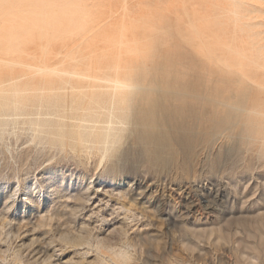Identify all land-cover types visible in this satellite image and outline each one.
Segmentation results:
<instances>
[{"label":"rangeland","instance_id":"374dc122","mask_svg":"<svg viewBox=\"0 0 264 264\" xmlns=\"http://www.w3.org/2000/svg\"><path fill=\"white\" fill-rule=\"evenodd\" d=\"M96 1L99 5L94 12V25L86 28V35L91 37L99 35L102 32L101 28L98 29L99 24L111 28L113 30L112 37L117 42L122 41L127 44L123 46L120 55L125 56L128 68H135L138 64H142L144 68L147 65L148 67L142 69L143 74L147 73V76H150L161 73L160 75L166 76L167 80V78L173 79L177 72L175 70L184 66H187L184 67L185 70L183 69L185 73L194 76L200 72V69L205 72L203 69L206 65L214 66L213 60L215 66L216 63L222 62L213 69L220 75L223 74L221 71H227L224 73L231 79L236 77L233 79L236 84L238 83L234 88L235 96L230 100V102H235L236 108L232 110V117L230 123L228 122L225 127L226 130L222 129L223 131L221 130L217 134V138L213 139L216 141H212L213 144L210 143L205 149L206 151L199 157L195 179L197 185L204 189L203 192L200 188L201 192L191 191L190 194L178 189V181L175 182V180L179 178H176L173 173L168 172L160 175L148 166V162L145 161L147 160L146 153L141 150L135 140L137 134L133 138L134 133L127 135L129 139L125 138L126 144L123 141L124 144L122 143L123 145L121 144L120 147L123 155L120 157L109 156L110 158L107 156L109 161L107 157H102V154L100 157V153L96 151L89 153L96 152L94 155L97 154V157L89 154L86 149H80V151L82 150L80 152L78 147L76 152L69 142H66L65 145L55 146L47 141H43V143L37 141L33 129L29 128L28 124L23 125L22 123L30 118L36 119L43 116L45 114L43 110L49 113L51 109L47 110L46 104H43L44 109L42 105L38 104L36 112L32 110L35 112L33 113L35 116L41 106L39 109L42 110V114L38 111L41 115H36L34 118L28 114L31 112L28 110L35 108L33 107L35 104H29L30 106L25 110L27 113L24 111L22 115H14L15 117L12 115L15 119L10 117L11 115L7 112L3 113L5 111L0 108L2 112H0V122L2 123L3 117V120L9 117L8 128L6 127L8 130L4 132V129L0 128L3 130L2 135L0 130V264H56V262L63 264V260L65 262L70 260L71 263L72 259L74 262L76 261L75 264H105L103 260L112 264V259L118 260L116 253L123 248L126 240L134 243V247L131 248L129 264H264V47L262 46L264 43V0ZM42 2L41 0L20 2L21 9L35 3V7H33L37 13L39 10L41 15H33L34 12L30 16L31 11H26L27 8L23 9L26 12L23 11L20 16L19 10L16 15L10 10L8 20L12 21V25L16 22L23 24V21L29 20L24 22L26 25H18L19 28H13L18 32L11 30L13 32L11 34V31L7 29L12 28L11 23L0 19L2 27L0 30L5 27L3 32L9 33H5L0 39V99H3L4 102L6 98L9 99L12 96L15 90L20 93L25 92L26 89L28 92H40L44 86L45 76L42 69L49 56L46 46H44L46 37L44 38L43 34L46 32L42 33L41 31V28L43 30L46 27L45 3ZM28 10L33 12L32 7ZM0 11L3 12L1 8ZM1 12L0 14H2ZM23 14H25L24 16L28 15L30 19H24ZM97 14L99 15L96 16ZM12 19H15L16 22L13 23ZM63 25L69 26V22L65 24L63 22ZM13 37L15 38L13 39ZM55 39L50 41L56 44L59 40L55 42ZM230 41L235 43L236 48L240 51L233 49V51L227 52V56L247 60V63L251 60H257L259 63L256 65L252 61L253 63H250L253 65L233 68L229 72L227 67L225 68V62L217 58L220 51L210 53L207 51L208 49L203 48L207 44H226ZM102 46L95 47V50H101ZM127 46L129 52L125 51V48L128 49ZM198 46L201 47L198 51L202 57H199L195 51ZM76 49L72 50L70 47L65 52V56L51 59V65H54L53 67H56L57 70L75 69L73 59L76 57L74 56L78 52H81L80 56L82 55V50L78 48L77 52ZM192 57L193 62L189 61ZM164 58L166 59L164 60ZM160 61L164 64L161 71L158 67ZM173 67L174 69H172ZM147 69L149 71L144 72ZM130 79L133 82H146L142 80L143 78L135 75ZM162 79L165 80V77ZM258 81H262V84H258ZM219 85L224 86L221 83ZM8 95L9 97H7ZM26 100L29 102V99L24 101ZM238 106L242 109H237ZM79 111L75 112L76 114L74 111L62 112V118L53 111L56 116L47 113L48 115L43 117L52 118L56 128L60 125L61 130H69L74 128L73 126H78L80 121L81 124L88 123L89 118H92L84 117L86 111L84 114L82 113L84 110ZM74 116L78 117L75 118L76 122L79 118L82 119L75 123L73 122ZM22 117L25 118L24 122ZM237 117L239 120L236 119ZM85 118H87V122ZM100 118L95 125H105L104 121L107 118L102 116L101 119L106 118L102 120L103 122ZM56 119H59V122L65 120L61 123L67 122V126L63 127ZM95 119L97 120V118ZM99 120L100 123H98ZM259 120L260 125L256 124V122L259 123ZM252 122L254 125L251 128L252 125L247 123L253 124ZM1 123L0 126H3ZM53 125L51 131L57 132L59 128L57 130ZM245 126H247L246 129H243ZM224 133H226L225 137ZM229 144H232V147ZM198 171L200 172L198 173ZM212 180H215L217 185ZM130 184L132 187H128ZM127 189L128 191H126ZM131 189L132 191H130ZM39 190H42V194L39 193ZM133 190L136 196L133 194ZM15 191L16 197L13 195ZM193 192L195 193L193 194ZM147 194L151 197H148ZM186 194L188 197L184 198L183 196ZM27 197H30L31 200L26 201ZM142 200L148 204H142ZM190 201L198 205H194L193 208ZM213 202L217 209L215 218L217 220L220 218L218 221L215 218L213 220L205 218L206 207ZM191 214L192 217H190ZM178 217L179 219H177ZM126 218L129 220L127 221ZM185 220L188 224L185 223ZM82 225L89 226L90 235H92L89 247L82 245L77 248L59 238L64 233H74V235L79 233ZM120 225L123 226L120 227ZM122 228H128V235L121 232ZM213 229L214 232L209 234L208 232ZM194 231L198 234L192 236ZM119 232L123 238L120 237ZM99 240H103L107 247L98 244ZM55 247L57 250L54 249ZM95 256L96 258H94ZM73 261L71 264H74Z\"/></svg>","mask_w":264,"mask_h":264},{"label":"bare ground","instance_id":"6f19581e","mask_svg":"<svg viewBox=\"0 0 264 264\" xmlns=\"http://www.w3.org/2000/svg\"><path fill=\"white\" fill-rule=\"evenodd\" d=\"M11 1L12 0H0V8L3 11V12L0 11L2 13V14H0L1 15L0 19H4V21H9L8 15H9V12H11L10 10H12L13 13H15V15H16V13H18V10H19L20 11L19 16L24 11L23 10L24 8H27L26 11H31V14H29L30 16L34 12L35 13L33 15L40 14L39 10L37 13L36 9L34 8L35 3L32 6L23 7L21 9L20 8L21 7L20 2L23 0H13L12 2ZM42 1L43 0H41V2ZM43 2L45 3V5L43 4L45 8L43 6H42V8H44V13H45V17H46L45 18L46 27L44 25L45 29H43L44 30L43 31L41 28V31H42V33L46 32V34H43L44 35L43 37L44 38L46 37V39H45L46 44H44V46H46L47 55L49 56L48 59H46L45 65L43 66V69H42L43 74L45 76V78L43 76V78L45 79L44 86H43V88H41L40 92H28L27 91L28 89H26L25 90L26 93L25 92L20 93V91L15 90V91H13V94L9 99L6 97H5L6 99L4 98L5 102L3 99H2L3 102L0 99V108L2 111H5L3 113L6 114V112H7L9 115H11L10 117H12V115L13 116L14 115L19 116L20 114L22 115L23 112L30 106L29 104H33V105L35 104L36 106L35 105L33 106L35 108H31L32 107V105H31V107H30L31 110L30 109L28 110V111H31V112H28V114L34 118L36 115L39 116L42 114V112H41L42 110L40 111V109H39L41 107L40 106L38 108V111H40L41 114L37 111V114L35 116H33L34 115L33 113H35L37 110V107H38L37 105L39 104V105H42V107H43V104H46L48 107L47 110H49V109L52 110V112H51V110H49V113H51V114H53L54 112H55V114L58 113L60 115V117L62 118V116H63L62 112L65 113V111H68V112L74 111V113H75L77 110L79 111L82 109V110H84V112L82 111L83 114L86 111V113L84 114V117L89 116L92 118L91 119L89 118L88 123L81 124V121H80L78 126L77 125L73 126L74 128H71L69 130H67L66 128H64L66 130H63V129L61 130L59 128L60 125L57 126L59 128V130H58V128H56V126L53 125V123H55V122H52L53 121L52 118L47 119L48 116L43 117L44 115H46L48 113V112L46 113V110H43V113H45V114H43V116L41 115L43 118L40 116L42 119L37 116L38 118H36V119L30 118V120L27 119V121L25 123H22V124L23 125L28 124L27 126H29V128H31V129H33L32 131H34V136H35V139L37 141H40L42 143H43V141H47L49 143L55 144V146L65 145L66 142H69V144L72 146V148L73 147L75 148L76 152H77L76 148L78 147L79 151H80V149H82V150L86 149V150H88V153L90 151L99 152L100 157H101V154H102V157H107V156L108 157L109 156L120 157V156H122L123 152L120 150V147H121V144L123 143V141L125 140V138L129 139V137H127V135L129 136V134L131 135L134 133L135 135H132V138H133V136H136V134H137V137H136L137 139H135V140H137V144L141 148V150H143L146 153V159L147 160H145V161H146V163L148 162V166L151 169L156 170L160 175L163 173H168V172L173 173V175L176 178H179L178 180H175V182L178 181V183H177L178 189L183 190L182 192L185 191L186 193L190 194L191 191H200L201 189H202L201 191L203 192L204 189L197 185L196 179H195L196 169L199 166L198 160H199L200 155L203 154L204 151H206L205 149L209 146V144L213 141V139L217 136V134L227 126L228 122L230 121V119L232 117V110L236 108V106H235L236 104H234L235 102L234 103L230 102V100L235 96V89L234 88H235V85H237L238 83L236 84L233 81V79H235L236 77L231 79L230 77L226 76V73H224V72H227V71H221V72H223V74L221 73L222 75L218 74L217 73L218 71H214V69H213L214 67L217 68L216 66L218 64H220V63L222 64V62H218V63H216V66H215L214 60H213L214 66H212V65L207 66L206 65V67H204V69H203V70H205V72H202V69H200V72H198L197 75L194 74V76H189V75H187V73H185L184 67H187V66H184L179 70L177 69L179 67H177L176 68L177 70H175V72L176 71L177 72L176 73L174 72L175 74H174L173 79L167 78V80H166V76H164L165 80H163L162 78H164V77H162L163 75L162 76L160 75L161 73L160 74L159 73L158 74H152L150 76H147L148 74L146 73V75H145V74H143V71H142V69H145V67L147 65L144 66V68H143L142 64H140V65L138 64V66H136L135 68H128L125 56H122V54L120 55V52H121L123 46H126L127 44H125L122 41L117 42L114 39V37H112V31L113 30L111 28H109L108 26H105V25L101 26V24H99L100 26L98 25L99 26L98 29H100V28L102 29L101 30L102 32L99 35H97L96 37H91L89 35H86L87 34L86 28H90L94 25V12L98 7L97 5H99L96 0H45ZM36 6L38 7V9H40V7L37 4H36ZM30 7H32L33 12H32V10H28V8L30 9ZM125 7H126V4H125ZM26 11H24V12H26ZM24 15L25 14H23L22 17ZM42 15H44V14H42ZM98 15L99 14H97L96 16H98ZM26 16H24L23 18L24 19H26V18L30 19V18H28V15H26ZM16 17L18 18V16H16ZM22 17H19V18H22ZM41 17H43V16H41ZM42 19H44V17ZM95 19L97 20L98 18H95ZM12 20H13V23L16 22V21H14L15 19H12ZM20 21H23V20H20ZM25 21H29V20H25ZM25 21H23V24H22V22H20L21 24H19V22H16V24L17 23L18 24L17 25L13 24V25H15V27H13L12 21L10 20L9 22L11 23L10 25H12V28L11 29L7 28V29L9 31L13 30V32H15L17 30L16 29L14 31V29L16 27L19 28L20 25L21 26L26 25L24 23ZM39 22L41 25V18H40ZM44 22H42V23L44 24ZM63 22H64V24L66 22H69V26H64ZM26 23H28V22H26ZM10 25H8V26L11 27ZM62 26H64V27H62ZM3 30H5V27H4V29L0 30V39L2 38V36L5 33H7V32L4 33ZM13 32L11 31V34ZM17 32H18V30H17ZM7 34H9V33H7ZM14 35H15V33H14ZM66 36H68V37H66ZM15 37H13V39ZM51 38L52 39L56 38L55 42H58V40H59V42L54 44L52 41H50V40H52ZM66 38H69V39L67 40ZM10 41H8V42H10ZM11 43L13 44L12 41H11ZM49 45H51V46L49 47ZM100 45H103L101 47V50H98V49L95 50V47H98ZM236 46L237 45L235 43H232L230 41L229 43H226V44L225 43L215 44V45L207 44V45L203 46V48L208 49L207 51L210 53L220 51V54L218 55L219 57H217V56L216 57L219 58V60L221 59L225 62V68L227 67L229 72L231 70H233V68L247 67L248 65L249 66L253 65V64H251V63H253L252 61H254V63H256V65H257V63H259V61H257V60H251L250 61L251 63L249 62L250 63L249 64L246 62L247 60L235 59V58H232L230 56H227L226 55L227 52H231V51H233V49L234 50L237 49ZM262 46L264 47V43ZM70 47H72V50L77 48L75 50L77 52H78V48L82 50L81 56L79 55L81 52H78V53L75 52V53H77L76 56H74L76 58L75 59L72 58L74 60V63H75V66H74L75 69H73V70H69V69L68 70L67 69L57 70L56 67H53L54 65H51L50 60L51 59L53 60V58L59 59L60 57L65 56V52ZM200 49H201V47L198 46L195 48V51L197 52L199 57H202V56H200V53L198 51ZM125 51L129 52V47H128V49L125 48ZM238 51H240V50H238ZM238 53H240V52H238ZM124 54H125V52H124ZM77 55H79L80 57L79 56L77 57ZM240 55H242V54L240 53ZM195 58H197V57H195ZM165 59L166 58H164V60ZM186 59H188V58H186ZM214 59H216L215 56H214ZM161 60H163V59H161ZM189 61L193 62V57ZM216 61H218V60H216ZM255 61H257V62H255ZM144 62H145V60H144ZM93 63H95L96 65H91ZM146 63H144V64H146ZM172 63H173V65H175L173 61H172ZM180 63H182V62H180ZM187 63H191V62H187ZM159 64L160 65H158V67L161 71L164 68V64L162 61H160ZM165 64H167V63H165ZM176 64H178V63H176ZM133 65H134V63H133ZM184 65H186V64H184ZM193 66H195V65H193ZM195 68H197V67H195ZM172 69H174V67ZM147 71H149V70L147 69L144 72H147ZM134 75L138 76L140 78H143L142 80H144L146 82H140V83L138 81L133 82V80H131L130 78L133 77ZM233 76H235V75H233ZM8 80H9V78H8ZM12 80L15 81L14 79H12ZM74 80H76V82H74ZM220 83L223 84L224 86H220L219 85ZM258 84H262V81H258ZM38 90H39V87H38ZM7 97H9V95ZM27 97H29V98H27ZM25 99H29V102L27 100H26L27 102L24 101ZM241 103L242 102H240V104ZM240 104H237V105H240ZM242 106L244 108H246L244 105H242ZM43 109H44V107H43ZM237 109H242V107L239 108V106H238ZM32 110H35V112L34 111L32 112ZM90 111H92V112H90ZM250 111H251V109H250ZM252 111L255 112V110H252ZM25 114H24V117L26 116ZM55 114H53V116ZM70 114H72V113H70ZM95 114H96V116L93 117V115H95ZM258 114H260V112ZM79 115H80V113H79ZM102 116L103 117L105 116L107 118V120L104 121V123L106 122L107 124L105 123V125H102V126L95 125V123L98 121V118H100V117L102 118ZM235 116H236V114H235ZM14 117H12V118L15 119ZM24 117H22V118H24ZM12 118H11V121H12ZM75 118H78V117L74 116L73 122H75V123H78V121L82 119V118H79V120L76 122L75 120H77V119H75ZM95 118H97V120ZM233 118H235V117H233ZM263 118H261V119H263ZM3 119H4V117H3ZM3 119H2V123L0 122L1 125H3V126H0V128L4 129V132H5L8 130V129L6 130V127L8 125L9 117H8V119L7 118L5 120H3ZM85 119L87 122V118H85ZM85 119H83V120H85ZM103 119H101V122H103L102 121ZM236 119H238V117ZM258 119H260V118H258ZM23 120H25V118L22 119V121ZM58 120L56 119L57 122L60 121V120L59 121ZM63 121H65V120H61V122H63ZM61 122H59V123H61ZM234 122H236V121H234ZM258 122L259 123L256 122V124L260 125V120ZM64 123H61L63 125V127H64V125L67 126L66 125L67 122L65 124ZM98 123H100V120ZM247 124H250V126L252 125L251 128L254 125V123L253 124L247 123ZM52 125H53V127H55L58 130L57 132L56 131L54 132V130H53V132L51 131ZM71 125H74V124H71ZM234 126H236V125H234ZM250 126H248V127H250ZM246 127L247 126H245V128H243V129H246ZM224 130H226V128ZM1 131H2V133H1V135H2L3 130H1ZM227 132H228V130H227ZM225 134L226 133H224V135H223L224 137H225ZM34 136H33V138H34ZM222 140H223V138H222ZM215 141H213V142H215ZM125 142L126 141H124V143ZM132 143H134V142H132ZM52 144H50V145H52ZM211 144H213V143H211ZM231 145H230V147H232ZM61 149H62V147H61ZM208 151H209V149H208ZM96 152H94V154ZM86 153H87V151H86ZM89 154H91V153H89ZM89 154H84V155H89ZM94 154H91V155H94ZM77 155H79V154H77ZM81 155H83V154L81 153ZM96 155H94V157ZM100 157H99V159H100ZM108 157H107V159H108ZM114 169H115V167H114ZM200 171H198V173ZM196 178H197V175H196ZM168 180H170V179H168ZM171 181L173 182V180H171ZM169 184L171 185V183H169ZM214 184H216V182H214ZM147 185H146V187H147ZM128 187H132V184H130V186H128ZM222 187H224V186H222ZM139 188H140V186L138 187V189ZM126 191H128V189ZM130 191H132V189ZM142 191H145V190H142ZM39 193L42 194V190L41 191L39 190ZM137 193H138V191H137ZM194 193L195 192H193V194ZM226 193H227V191H226ZM133 194H135V191ZM193 194H192V196H193ZM216 194H219V193L216 192ZM13 195H14V197H16L15 196L16 191L14 192ZM119 195H120V193H119ZM139 195H140V192H139ZM206 195H208V194H206ZM135 196H136V194H135ZM149 196L150 195H148V197ZM216 196H218V195H216ZM183 197L187 198L188 196L186 194V196H183ZM196 197H198V196H196ZM26 199H27L26 201L31 200L30 197H27ZM175 200H176V198H175ZM194 200H195V198H194ZM222 200H223V197H222ZM195 201H194V203H195ZM144 202L145 201H143L142 204ZM187 202H189V201H187ZM125 204H126V202H125ZM144 204H146V203H144ZM196 204L192 203L191 207H193ZM206 208H207L206 209L207 212H206L205 218L208 220L209 219L213 220L216 216V210H217L215 202L208 204ZM170 210H173V209H170ZM141 211H142V209H141ZM164 211H166V210H164ZM170 213H172V212H170ZM185 213H187V212H185ZM194 213H193V215H194ZM217 213H219V212H217ZM150 214H152V213H150ZM168 214H169V212H168ZM166 215H167V213H166ZM181 215H182V213H181ZM181 215H180V217H181ZM128 216H129V214H128ZM199 216H197V217H199ZM190 217H192V214ZM129 218H131V217H129ZM87 219H89V218H87ZM123 219H125V218H123ZM126 219H127V221L129 220L128 218H126ZM177 219H179V217ZM200 219H202V218H200ZM170 220H171V218H170ZM218 220H220V218ZM123 221H122V223L125 222V221L124 222ZM185 223H187L186 220H185ZM88 224H91V223H88ZM192 225H193V222H192ZM122 226L120 225V227H122ZM127 229L122 228L121 232H123V234H125V235H128ZM204 229H205V227H204ZM175 230H177V229H175ZM119 231H120V229H119ZM178 231H180V230H178ZM178 231H177V233H178ZM188 232H190V231H188ZM213 232H214V229L208 233L212 234ZM90 234L91 233H90L89 226L82 225L79 229V233H75V235H74V233H72V234H69V233L65 234L64 233V235H61V237H59V238L64 240V242L66 241L68 243L73 244L72 246H74V247H77V246L82 247V245L88 246L91 244V236L92 235H90ZM119 234H120V232H119ZM192 234H193L192 236H195L196 234H198V232L194 231ZM120 237L123 238V236H121V234H120ZM147 239H148V237H147ZM152 239H154V238H152ZM225 241H227V240H225ZM201 243H202V241H201ZM98 244L104 245L105 247H107V245H105V242H103V240H99ZM180 244H182V243H180ZM49 245L50 244H48V246ZM132 247H134V243L126 240L123 244V248H121L116 253V255H117L116 257L118 260L115 261L112 259V264H129V260L131 258V248ZM210 247H211V245H210ZM60 248H62V247H60ZM224 248H225V246H224ZM54 249L57 250L56 247ZM74 249H76V248H74ZM48 250H50V249L48 248ZM109 252H110V250H109ZM191 254H192V252H191ZM55 255H57V254H55ZM80 255H83V254H80ZM50 256H52V255H50ZM75 257H76V255H75ZM81 257H83V256H81ZM47 258H48V256H47ZM94 258H96V256ZM50 259H52V258H50ZM86 260H87V258H86ZM48 261H49V259H48ZM63 261H64L63 264H71L73 259H72L71 263H70V260L66 261V262H65V260H63ZM87 261H89V260H87ZM103 261L105 264H109L108 261L107 262L105 260H103ZM60 262L62 263V261H60ZM75 262H74V264H75ZM57 263H59V262H56V264ZM81 264H83V263H81ZM87 264H89V263H87Z\"/></svg>","mask_w":264,"mask_h":264}]
</instances>
